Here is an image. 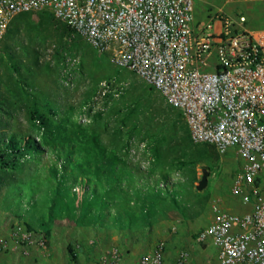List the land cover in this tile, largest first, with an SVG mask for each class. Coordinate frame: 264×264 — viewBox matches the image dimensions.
I'll return each mask as SVG.
<instances>
[{"label":"rangeland","instance_id":"374dc122","mask_svg":"<svg viewBox=\"0 0 264 264\" xmlns=\"http://www.w3.org/2000/svg\"><path fill=\"white\" fill-rule=\"evenodd\" d=\"M194 6L198 23L222 3L221 0H194ZM231 7L230 15L245 16L243 26L246 29H264L263 5L242 3L228 6ZM0 57L7 65L14 63L17 69L16 74H11L9 68L0 72V89L6 96L7 112L2 117L5 129L0 133L38 137L29 120L32 106H36L52 124H63L68 129L78 125L96 132L109 150L145 174L144 183L161 197L154 226L164 222L160 231L163 232L161 238H165L161 240H166L167 245L175 238L174 257L184 248L191 256L193 244L190 245L185 238L180 239L179 234L192 240V233L211 220L214 206L220 211L231 205L232 211H240L229 194L240 165L234 154L230 151L221 156L213 146L190 142L185 122L177 109L169 106L159 93L151 90L135 74L115 67L109 56L97 53L49 13L17 16L0 45ZM102 82L109 85V91L97 104L94 101ZM51 160L46 152L29 157L15 170H0V244L4 241L8 244L7 250L0 249V263L9 254L27 262L33 260L34 249L40 253L35 245L26 248L21 243L22 235H14V232L18 227L22 233L27 230L34 240L44 235L37 218L44 212L47 194L51 190V179L47 175ZM203 170L208 172L207 184L198 192L196 185ZM76 192L79 198L81 195L77 189ZM172 197L178 208L171 203ZM24 222L31 229H26ZM62 224L53 226L46 239L50 244L49 238L53 234L52 243L59 250L66 245L78 244V240L69 242L65 232L79 227L67 226L66 222ZM152 228L117 231L111 226L96 225L89 231L94 241L84 246L87 254L96 253V246L98 250L116 247L122 259L125 251H133L139 256L151 251L158 242L153 241ZM172 228H175L174 233ZM24 250L28 251L27 254L23 253ZM206 251L209 254L204 257L206 263L216 264L215 250L208 248ZM90 258H94L92 264H95L97 255L87 260L91 261Z\"/></svg>","mask_w":264,"mask_h":264},{"label":"built area","instance_id":"2783aa9c","mask_svg":"<svg viewBox=\"0 0 264 264\" xmlns=\"http://www.w3.org/2000/svg\"><path fill=\"white\" fill-rule=\"evenodd\" d=\"M221 3L196 23L194 0H0V45L16 16L48 12L177 109L192 143L210 144L221 156L231 151L240 165L229 194L240 211L214 206L192 242L213 248L216 264H264V29H246L245 16L230 15L228 8L264 6V0ZM108 91L102 82L94 102ZM18 233L26 248L35 245L48 256L42 235L34 240L19 227ZM166 249V240L158 241L138 264H164ZM94 250L95 264H122L118 248ZM189 257L184 248L176 263L187 264Z\"/></svg>","mask_w":264,"mask_h":264},{"label":"trees","instance_id":"16d2710c","mask_svg":"<svg viewBox=\"0 0 264 264\" xmlns=\"http://www.w3.org/2000/svg\"><path fill=\"white\" fill-rule=\"evenodd\" d=\"M10 58L13 59L12 56ZM5 62L0 57V72L9 68L11 74H16L15 64L7 65ZM1 82L0 73V87ZM5 101L4 91L0 89V130L5 129L2 118L7 115ZM29 120L38 137L0 133V170H15L29 157L49 153L52 160L47 167V175L51 179V190L47 194L44 212L37 218L47 247L46 239L53 226L65 222L67 226L76 227L111 226L117 231L154 226L161 197L144 183L146 175L109 150L96 132L78 125L68 129L63 124H52L36 106L31 107ZM153 154L157 156L155 149ZM76 189L81 195L79 198ZM171 203L178 208L174 197ZM24 223L26 229H31L28 223ZM196 233L191 236L192 241ZM66 249L71 261L75 262L71 246L67 245Z\"/></svg>","mask_w":264,"mask_h":264},{"label":"crops","instance_id":"0c3cea01","mask_svg":"<svg viewBox=\"0 0 264 264\" xmlns=\"http://www.w3.org/2000/svg\"><path fill=\"white\" fill-rule=\"evenodd\" d=\"M163 223L164 222L155 224V226H153L154 228H152L153 241L154 242L155 241L157 242V241L165 238V236H164V238H161L162 237L161 235L163 234V232L160 231V230H162L161 227H163ZM157 229H158V231H156ZM89 231H90V228H88V227H79V229H77V230L73 229V230H70V232H69V230L67 232H65V238H68L69 242L72 240H76V241L78 240L77 241L78 244L73 245L71 243L72 244L71 249H72L73 254L75 256V262L71 261L66 247L64 249L59 250L57 248L56 244L52 243L53 242L52 240L54 237L52 234V237L49 238L51 243L48 244V246H49L48 256L42 255L41 253H39L37 250L34 249L33 253L35 255H34L33 260H31V261L29 260L27 262H22V261H20V259L16 255L14 256V254L13 255L9 254L6 259H2L3 261L0 264H92V259L94 260V258H92V259L90 258L91 261H88L87 258L93 257V256L96 257V255L98 256V253L97 252L96 253L88 252V254H87V249H85L87 247L84 246L85 243L86 244L88 243L87 245H89L90 243H92L94 241L93 240L94 238L89 236V234H91V232L89 233ZM195 233L196 232H193L192 234H195ZM180 234H182V233H180ZM180 234H179L180 239L185 238L187 242H190L189 243L190 245H191V243L193 244L192 240H190L188 236L187 237H181ZM174 239L169 245H167V249H166L165 255H164V264H177L176 263V257L173 256L174 255V247L176 245ZM80 243L83 245L80 246ZM129 244H132V242H129ZM152 245L153 244H148V246H152ZM191 251H192L193 255L191 253V256L189 257L187 264H203V263L207 264L206 263L207 260L204 259V257L205 256L207 257L209 254L207 253L206 250L200 249L195 244H193ZM59 253H60V255H59ZM203 253H204V256H203ZM139 257H140V255L138 256L137 254H134L133 251H131V252L125 251V254H123L122 264H138ZM198 258L200 260L199 262H197Z\"/></svg>","mask_w":264,"mask_h":264},{"label":"water","instance_id":"95a60500","mask_svg":"<svg viewBox=\"0 0 264 264\" xmlns=\"http://www.w3.org/2000/svg\"><path fill=\"white\" fill-rule=\"evenodd\" d=\"M207 178H208V172L206 170H203L201 179L199 180L198 184L196 185V190L198 192L202 191L206 187Z\"/></svg>","mask_w":264,"mask_h":264}]
</instances>
